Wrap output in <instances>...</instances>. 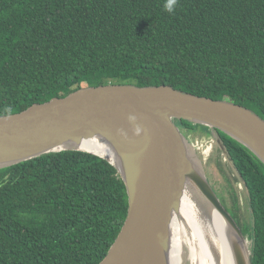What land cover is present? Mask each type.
Returning a JSON list of instances; mask_svg holds the SVG:
<instances>
[{
  "label": "trees",
  "instance_id": "16d2710c",
  "mask_svg": "<svg viewBox=\"0 0 264 264\" xmlns=\"http://www.w3.org/2000/svg\"><path fill=\"white\" fill-rule=\"evenodd\" d=\"M163 5L0 0V116L85 87L130 84L171 86L246 107L264 120V0H179L172 14ZM212 131L246 189L250 225L233 180L213 159L228 187L217 195L248 236L252 264H264V164ZM128 207L117 170L86 152L51 153L1 169L0 264H99Z\"/></svg>",
  "mask_w": 264,
  "mask_h": 264
},
{
  "label": "water",
  "instance_id": "95a60500",
  "mask_svg": "<svg viewBox=\"0 0 264 264\" xmlns=\"http://www.w3.org/2000/svg\"><path fill=\"white\" fill-rule=\"evenodd\" d=\"M130 115L143 129L139 137ZM177 121L221 131L264 164V120L252 110L167 85L128 84L85 87L0 116V170L62 151L86 152L112 165L125 184L129 207L99 264H182L176 223L183 200L196 221L212 229L201 228L207 241L223 245L230 264H252L248 236L222 204L198 149ZM214 256L218 259L215 251Z\"/></svg>",
  "mask_w": 264,
  "mask_h": 264
},
{
  "label": "bare ground",
  "instance_id": "6f19581e",
  "mask_svg": "<svg viewBox=\"0 0 264 264\" xmlns=\"http://www.w3.org/2000/svg\"><path fill=\"white\" fill-rule=\"evenodd\" d=\"M89 149L95 150L93 146ZM180 220L176 223V230L181 236L178 248L179 255H177L180 263L184 261L185 255V260L188 258L189 262L193 264H230L228 253L223 245L218 241H207L202 230L207 232L212 229L207 230L202 227L198 220L196 221L194 211L188 200L182 202ZM214 251L218 254V259L214 256Z\"/></svg>",
  "mask_w": 264,
  "mask_h": 264
},
{
  "label": "rangeland",
  "instance_id": "374dc122",
  "mask_svg": "<svg viewBox=\"0 0 264 264\" xmlns=\"http://www.w3.org/2000/svg\"><path fill=\"white\" fill-rule=\"evenodd\" d=\"M198 127H200L199 129H202V131H200L199 133H196V135L194 134V136H192L188 132H186L185 134L191 137L192 142L195 145L196 149H198V154L200 155L199 146H203V148L206 151H208L209 143H212L211 141H208V140H211V139L213 140V135L209 133V131H212L211 129L207 130L205 129L206 127L196 126V128ZM217 143H218V147H216V151H214L213 153V150L215 149L214 147L212 152L210 153V157H208L206 161L202 159L204 162L203 165H204L207 177L209 178V180H211L212 185L215 187V191L218 192L217 194L220 196V198L223 197L224 194L228 193V187L226 185V180L224 179L222 173L218 170L217 166L215 165L217 161L222 162V164L224 165L225 173L229 175L230 178L233 180L232 186L236 194L238 195V203H239L240 213L242 215V218L244 220L247 219L246 221L250 225L251 216H250V210L248 206V196H247L246 189L240 180H235V174L233 173V170L231 168L229 158L224 149L222 151L220 150L223 148L222 145H220L221 144L220 141L219 142L217 141ZM212 153L216 155V157L214 158L216 159L215 163H213L214 162L213 159L210 161ZM227 206L231 207V205H227ZM182 264H191L188 258L187 260H185V255H184V261Z\"/></svg>",
  "mask_w": 264,
  "mask_h": 264
},
{
  "label": "clouds",
  "instance_id": "9594fccd",
  "mask_svg": "<svg viewBox=\"0 0 264 264\" xmlns=\"http://www.w3.org/2000/svg\"><path fill=\"white\" fill-rule=\"evenodd\" d=\"M179 4V0H164V10L168 12L169 14H172L175 12L177 6ZM6 111H10V109H6ZM129 123L136 125L134 128V135L139 137L143 129L137 124V117L135 115H130L128 117ZM199 129V128H198ZM119 134L125 139H128V134L123 129L120 130ZM187 135V134H186ZM191 138V137H190ZM214 189V188H213ZM216 192V191H215ZM217 193V192H216ZM225 207V206H224Z\"/></svg>",
  "mask_w": 264,
  "mask_h": 264
},
{
  "label": "flooded vegetation",
  "instance_id": "af4514ba",
  "mask_svg": "<svg viewBox=\"0 0 264 264\" xmlns=\"http://www.w3.org/2000/svg\"><path fill=\"white\" fill-rule=\"evenodd\" d=\"M180 127H181V125H180ZM182 128V127H181ZM185 133L188 131V133L190 134V135H192V136H194V134L196 135V133H199L200 131H202V129H192V130H183ZM205 132V131H204ZM210 134L211 135H213V140L211 139V140H208V141H211L212 143H209V150L208 151H206L204 148H203V146H199V153H200V155H201V157H202V159L203 160H207V158L208 157H210V153L212 152V150H213V148L215 147V149L213 150V153H214V151H216V147H218V143H217V141L219 142L220 141V138L219 137H216L217 135H215V132H210ZM220 143H221V141H220ZM220 145H222V144H220ZM223 147V146H222ZM221 148V147H220ZM219 148V149H220ZM221 151L223 150V148L222 149H220ZM211 154V159H210V161L212 160V159H214L215 157H216V155H214V154ZM208 163V162H207ZM210 181V183H211V185H212V182H211V180H209ZM212 187L214 188V190H215V187L212 185ZM224 205V204H223ZM225 207L227 208V210H229L230 212H231V210H232V208L231 207H229V206H227V205H225Z\"/></svg>",
  "mask_w": 264,
  "mask_h": 264
}]
</instances>
